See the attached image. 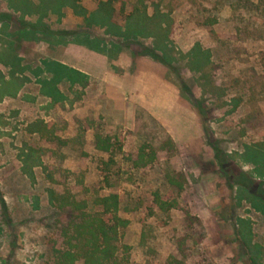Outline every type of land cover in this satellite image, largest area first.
Segmentation results:
<instances>
[{"label":"rangeland","instance_id":"1","mask_svg":"<svg viewBox=\"0 0 264 264\" xmlns=\"http://www.w3.org/2000/svg\"><path fill=\"white\" fill-rule=\"evenodd\" d=\"M101 1L0 0V264H61L52 192L92 213L118 195L119 263L264 264V161L248 155L264 136V0H113L106 21ZM94 39L116 73L133 62L160 98L174 89L170 109L202 135L177 146L146 105L129 122L101 81L66 75L62 48Z\"/></svg>","mask_w":264,"mask_h":264},{"label":"trees","instance_id":"2","mask_svg":"<svg viewBox=\"0 0 264 264\" xmlns=\"http://www.w3.org/2000/svg\"><path fill=\"white\" fill-rule=\"evenodd\" d=\"M240 1V0H237ZM114 11L113 0L101 1L98 5V12L104 16V20L109 19L111 12ZM123 11V7H121ZM7 18V16H4ZM128 20L139 22L140 12L136 7L134 13L130 14ZM148 28L138 26L136 30L130 31L136 35L149 34ZM68 32L59 35H68ZM73 34V33H72ZM132 34V35H133ZM74 36H79V33L74 32ZM105 54V49L102 47V40H86V41H71ZM154 59H160L155 54H150ZM161 61V60H160ZM80 75V74H79ZM84 76V75H83ZM85 78H79L78 82L81 86L86 87L88 82ZM95 144L98 149L109 150L110 142L107 138L95 135ZM254 161H264V136L261 141L255 143L251 152L248 153ZM145 157L140 158L143 165L151 163L154 158L149 161L144 160ZM172 186L177 187L179 191L183 189L185 178L179 175L177 178L171 179ZM52 200L56 202L58 209L63 212V219L60 224V231L66 237V249L58 251V258L61 264H76L78 260H82L83 264H124L126 262H118L117 246L120 231L125 229L129 221L122 219L117 215L120 209V200L118 195L110 194L98 200L101 207L100 212L92 213L87 211L85 202L72 200L67 197L56 196L54 192L51 193ZM159 208L167 211L176 206V201L159 200L156 202Z\"/></svg>","mask_w":264,"mask_h":264},{"label":"crops","instance_id":"3","mask_svg":"<svg viewBox=\"0 0 264 264\" xmlns=\"http://www.w3.org/2000/svg\"><path fill=\"white\" fill-rule=\"evenodd\" d=\"M57 62L61 64L66 75H74L76 79H84L86 76L87 82L89 80L101 81L108 92L109 100L123 101L124 105L119 109L124 113L120 115L126 117L129 122L135 119L136 107L143 104L146 105V110L151 115L167 122V133L175 145H186L202 135L201 128L197 123L177 116L170 109L174 106V89L162 86L165 95L160 98L159 82L153 78L152 73H143L135 68L128 71V68H132L134 65L133 62L124 64L128 67L124 74L116 73L112 65L114 63V65H118L117 62H111V65L107 55L75 42H70L62 48L61 58ZM69 80L72 81V78ZM153 84L157 91L154 95L150 88V86L153 87Z\"/></svg>","mask_w":264,"mask_h":264}]
</instances>
